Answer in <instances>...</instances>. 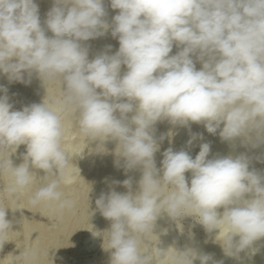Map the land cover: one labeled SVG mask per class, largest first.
Returning <instances> with one entry per match:
<instances>
[{"label": "clouds", "instance_id": "9594fccd", "mask_svg": "<svg viewBox=\"0 0 264 264\" xmlns=\"http://www.w3.org/2000/svg\"><path fill=\"white\" fill-rule=\"evenodd\" d=\"M110 3L119 10L111 24L104 19V0H54L45 21L50 38L34 0H0V73L9 83H30L35 72L44 84L64 85L61 100L44 99L18 111L0 85V175L11 177L7 195L23 192L37 177L34 170H42L46 175L31 204L44 202L58 214L74 208L75 201L59 190L69 163L60 111L70 109L81 133L99 141L98 147L117 141L116 164L122 158L126 172L141 171L136 190L131 178L114 181L127 191L113 188L96 200L111 221L109 230L94 233L103 236V247L111 251L110 264H223L193 247H142L163 213L173 220L194 216L218 235L223 229L222 239L217 235L216 240L228 257L239 258L246 250L254 255L253 244L264 238V174L249 170L245 154L208 159L207 142L194 159L187 151L166 149L157 168L160 145L154 125L165 119L183 127L203 123L210 134L220 129L223 141L240 139L253 148L264 144V0ZM109 29L118 37V51L89 61L81 42ZM174 42L182 50L169 55ZM192 55L202 62L201 70ZM122 65L127 71L121 76ZM198 136L203 138L193 134L188 144ZM20 145H26V153L16 166L9 153ZM186 172L192 174L190 185ZM7 208L0 205V250L12 231ZM49 250L26 248L12 256L11 264H38L49 258Z\"/></svg>", "mask_w": 264, "mask_h": 264}, {"label": "bare ground", "instance_id": "6f19581e", "mask_svg": "<svg viewBox=\"0 0 264 264\" xmlns=\"http://www.w3.org/2000/svg\"><path fill=\"white\" fill-rule=\"evenodd\" d=\"M38 6V14L40 17L41 27L48 31L45 21L47 13L54 6V0H34ZM106 19L109 24L112 23L113 17L119 13L118 9H112L110 0L105 7ZM82 45L88 48L89 61L95 59L96 56L103 52L109 55L115 54L119 49L118 37L111 35V29L108 32L95 39L82 41ZM111 46V53L109 48ZM183 45L177 47L174 42L172 52L169 55H175L182 50ZM191 58L195 64L196 70L202 69V62L196 59L195 55ZM127 71L125 65L121 66V76ZM25 78L28 79L25 73ZM30 83L12 82L9 83L6 74L0 73V85L7 89V95L10 99L18 97L21 100L19 110L24 106L31 104H40L50 100L59 101L62 99V90L64 85L60 81L46 82L33 72ZM97 91H100L99 89ZM0 95H4L0 92ZM55 110L58 104H50ZM70 114L61 119L63 127L62 148L69 154V163L65 169L63 182L59 190L63 193V198L75 201L72 209H66L62 214H58L54 207L41 202L38 205L31 204V198L35 191L32 187L26 188L23 192L18 193L15 197H9L5 207L7 219L11 222V234L13 236L14 247L6 253L0 254V264H11L12 256H18L24 249L29 247H39L41 249H49V258H41L38 264H84L82 256L85 253L93 251L94 243L97 239H102V235H94V233H104L110 229L111 221L105 219L97 209L96 200L101 193H107L110 189L117 188V192H126L127 189L122 183L117 186L114 181H124L132 179L133 190L138 188L139 169L125 171L123 167V159L116 164L117 156L115 149L117 141L107 140L103 144V148L98 147L99 141H90L88 137L81 133L76 114L69 109ZM119 115V113H117ZM132 113H129V118ZM223 124H221V129ZM154 136L157 139L160 148L155 153V162L157 168H160L163 160V152L171 148L178 152L187 151L194 159L200 151L202 143L210 144V153L208 159L215 157H225L228 155L238 156L245 154L250 159L249 170L255 169L257 172L264 174V167L258 165L259 160H264V144L253 148L250 144H242L240 139L234 142L223 141L220 138L219 131L216 134L207 132L203 123H191L189 127L172 125L169 121H158L154 125ZM193 134H202L189 145L188 141ZM161 137L163 139L161 140ZM88 141L91 142L89 148ZM99 150V151H98ZM26 153V145H20L15 153H9L13 164L18 166L23 162L22 154ZM261 161V162H262ZM264 162V161H263ZM37 177L32 182L40 185L43 183V177L46 175L42 170H34ZM191 172H186L185 177L191 181ZM11 183V177L0 175V185L8 186ZM223 208L218 209L220 212ZM172 219L166 213H163L156 221L153 232L144 239L142 247L154 248L155 246L168 249L169 247L176 249L175 241L168 236V233L179 232L174 229ZM86 233L90 237V242L85 243L81 238V233ZM209 233V232H208ZM224 232L218 230L211 234H207L204 239L195 242L192 236H185L181 249L193 247L198 252L211 254L214 261H223V264H264V238L256 241L253 248L257 251L251 254L250 250H246L239 254V258L228 257L225 255L222 245L216 240L223 237ZM105 247H107V234H104ZM171 249L169 252L171 253ZM105 258L110 264L111 251L103 247ZM85 264H96V257ZM163 264H168L167 260ZM194 264H200L199 260ZM211 264V262H210Z\"/></svg>", "mask_w": 264, "mask_h": 264}, {"label": "rangeland", "instance_id": "374dc122", "mask_svg": "<svg viewBox=\"0 0 264 264\" xmlns=\"http://www.w3.org/2000/svg\"><path fill=\"white\" fill-rule=\"evenodd\" d=\"M107 4H108V0H104V8L107 6ZM45 34H46V36H48L50 38L53 37V33L50 30L45 32ZM108 52L111 53L112 52L111 49H109ZM9 102L13 105L12 110H14V111L19 110V108L21 106V100L18 97H14V98L10 99ZM50 107H52V106H50ZM69 114H70L69 109H62L60 111L61 119L67 117ZM167 121L168 120H166V119L164 120V122H167ZM90 145H91V142L88 141L87 147L89 148ZM261 161L262 160L258 161V165L262 168V167H264V162H263L264 160L262 162ZM140 177H141V173H139V179H140ZM119 182H121V181H119ZM120 184H117V186H119ZM28 187H32L34 190H37L40 187V185L36 186L35 184L31 183ZM6 188H7V186L0 185V205H2V206H5L9 200V196L6 193ZM115 190H117V188H115ZM222 212H223V210L220 211V213H222ZM172 222L174 224V227L179 232L171 231L168 233V236L175 241L177 250L181 249V246L183 243V238L185 236H192L194 238L195 242L191 244L193 246L197 241L204 239L207 234H209V233L211 234V232L208 233V231H206L204 226L201 225L200 223H198L196 218L194 216H191V215L179 218V220H173L172 219ZM213 232L215 233L216 230H214ZM221 232H223V229ZM6 238L8 241L5 242L2 250H0V254L9 252L14 247L13 236H12L10 231L8 232ZM81 238L83 239V241L85 243L90 242V237L86 233L82 232ZM234 239L238 240L239 237H235ZM103 243H104V241L102 239L96 240V242L94 243V248H93L94 250L90 251L88 253H85L82 256V261L84 264L88 263L92 259L93 256L96 257V264H108V262L105 258V255L103 253Z\"/></svg>", "mask_w": 264, "mask_h": 264}]
</instances>
